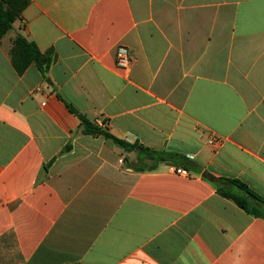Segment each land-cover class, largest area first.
<instances>
[{
  "label": "crops",
  "instance_id": "crops-1",
  "mask_svg": "<svg viewBox=\"0 0 264 264\" xmlns=\"http://www.w3.org/2000/svg\"><path fill=\"white\" fill-rule=\"evenodd\" d=\"M28 1L0 40V264H264V219L208 179L264 199V0ZM18 33L46 73L12 67ZM66 104L186 168L139 171Z\"/></svg>",
  "mask_w": 264,
  "mask_h": 264
},
{
  "label": "trees",
  "instance_id": "trees-1",
  "mask_svg": "<svg viewBox=\"0 0 264 264\" xmlns=\"http://www.w3.org/2000/svg\"><path fill=\"white\" fill-rule=\"evenodd\" d=\"M28 4V0H0V40L13 28V24L16 21L21 20L22 13ZM9 56L11 65L18 74H22L30 64H34L40 72L46 73L55 60V54L52 50L40 53L34 43L28 41L26 37L19 33L11 40ZM66 106L68 110L79 119L83 134L94 137L102 136L113 141L125 151L135 150L139 163L144 160L151 163H140L141 168H139V171L153 170L157 164L164 162H176L179 166L186 168L185 163L187 160L185 157L158 152L139 145H129L114 138L106 129L98 126L96 122L88 120L70 105L66 104ZM103 124H105V121H102V125ZM69 149L70 147L67 146L65 151ZM208 179L221 185V187L217 189L221 197L232 201L247 215L264 219V199L249 189L244 183L235 179H214L211 176L208 177Z\"/></svg>",
  "mask_w": 264,
  "mask_h": 264
},
{
  "label": "built area",
  "instance_id": "built-area-1",
  "mask_svg": "<svg viewBox=\"0 0 264 264\" xmlns=\"http://www.w3.org/2000/svg\"><path fill=\"white\" fill-rule=\"evenodd\" d=\"M132 58L127 48L123 46H118L115 53V65L118 68L125 69L131 65ZM208 144L211 146H218L220 140L216 138H210ZM121 162V161H120ZM171 170L176 174L183 177L189 176V172L183 168H171Z\"/></svg>",
  "mask_w": 264,
  "mask_h": 264
},
{
  "label": "water",
  "instance_id": "water-1",
  "mask_svg": "<svg viewBox=\"0 0 264 264\" xmlns=\"http://www.w3.org/2000/svg\"><path fill=\"white\" fill-rule=\"evenodd\" d=\"M165 165L168 166V167H171V166L174 167V166H176L175 164H172V163H165Z\"/></svg>",
  "mask_w": 264,
  "mask_h": 264
}]
</instances>
